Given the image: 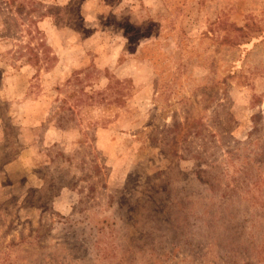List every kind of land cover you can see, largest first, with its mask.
I'll return each instance as SVG.
<instances>
[{
    "label": "rangeland",
    "instance_id": "374dc122",
    "mask_svg": "<svg viewBox=\"0 0 264 264\" xmlns=\"http://www.w3.org/2000/svg\"><path fill=\"white\" fill-rule=\"evenodd\" d=\"M0 264H264V0H0Z\"/></svg>",
    "mask_w": 264,
    "mask_h": 264
},
{
    "label": "trees",
    "instance_id": "16d2710c",
    "mask_svg": "<svg viewBox=\"0 0 264 264\" xmlns=\"http://www.w3.org/2000/svg\"><path fill=\"white\" fill-rule=\"evenodd\" d=\"M59 126H61V125H59Z\"/></svg>",
    "mask_w": 264,
    "mask_h": 264
}]
</instances>
